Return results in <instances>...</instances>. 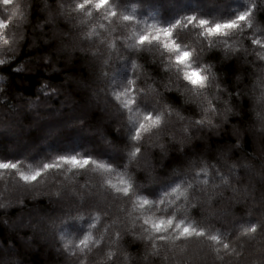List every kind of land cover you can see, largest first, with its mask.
<instances>
[{
  "label": "snow or ice",
  "instance_id": "1",
  "mask_svg": "<svg viewBox=\"0 0 264 264\" xmlns=\"http://www.w3.org/2000/svg\"><path fill=\"white\" fill-rule=\"evenodd\" d=\"M152 3L176 8L179 0H57L53 4L24 0L18 12L0 19V30H4L0 32V104L7 108L11 122L25 113L26 106L35 114L30 127L42 132L38 142L25 143L16 154H10L11 149L0 152V181L5 189L11 181L31 192L51 177L49 192L34 194L54 197L61 204V215L41 216L28 226L48 229L65 264H120L121 259L124 264H153L156 259L164 264H202V257L189 251L193 244L206 248L220 264H264V243L259 249L255 243L264 241V171L258 173L251 163L231 162L242 146V129L233 125L230 146L212 157L205 151H189L186 145L192 137L187 125L179 136L166 135L173 117L185 120L179 103L168 99L177 92L183 104H194L201 113V119L189 120V125L210 132L218 130L217 118L226 124L239 121L243 109L237 101L247 97L245 103L250 101L253 108L251 130L261 137L264 150V0H227L226 4L225 0H195L175 14L163 15L162 24H148L126 14L130 6L150 8ZM0 5L7 11L13 0H0ZM33 7L41 13L33 26L39 31L26 40L23 25ZM147 14L156 19L151 11ZM60 20L67 21L64 27L70 25L73 36L57 30ZM10 29L14 31L6 35ZM79 42L89 44L81 51L88 52L94 80L76 79L64 65L56 67L61 63L58 53H65L66 60ZM23 43L36 56L17 63L16 52ZM217 50L222 53L219 68L210 62ZM148 57L152 63L159 62L166 81L149 74ZM227 60L254 63L248 73L250 87H241L239 74L234 88L225 87L222 66ZM48 71L54 76L46 77ZM62 71L63 80L56 87L52 81ZM33 72L39 76L35 99L21 97L19 107L8 103L11 90L15 88L19 95L26 74ZM177 82L184 87L179 88ZM89 91L86 103L74 102V96ZM101 93L107 99L106 126L95 112ZM60 96L64 97L62 107L49 110L53 119L41 124V110H48V102ZM94 119L98 122L93 123ZM0 125L11 126L2 118ZM70 135H86L93 142L48 150L50 140ZM41 148L42 158L31 154ZM149 149H159L157 162ZM169 156L176 162L161 177L157 169L165 167ZM89 172L94 179H89ZM241 172L247 184L241 182ZM254 177L259 178V192ZM225 191L232 193L231 204L238 206L235 211L211 209ZM10 203L5 199L0 209ZM205 208L210 209L207 218H196L203 216ZM73 225L79 227L70 232ZM0 227L11 233L7 238L0 235V264H24L17 226L2 220ZM132 241L142 242L144 249L135 258L123 246L138 247ZM33 246L31 238L23 240L24 248Z\"/></svg>",
  "mask_w": 264,
  "mask_h": 264
},
{
  "label": "trees",
  "instance_id": "2",
  "mask_svg": "<svg viewBox=\"0 0 264 264\" xmlns=\"http://www.w3.org/2000/svg\"><path fill=\"white\" fill-rule=\"evenodd\" d=\"M194 2L195 0H179V4L177 5L176 8H171V7H165V8H160L156 3H152L151 7L149 8L148 6H145L141 8L140 6L136 7H129L128 11L126 14L134 15L137 17V19L141 21H147L148 24L152 23H161L163 21V15L166 14H175L176 12L180 11L181 8L189 7L191 5L190 2ZM24 0H13V5L7 6V11H5V6L0 5V19L6 18L8 15H11L13 11H19L18 6L22 5ZM34 2V0H33ZM57 2V0H48L49 4H53ZM119 2V0H117ZM184 2H188L184 4ZM227 3V0H225V4ZM193 5V4H192ZM151 11L152 15L156 17L155 20L151 18L147 13ZM143 13V14H139ZM41 18V13L39 8L33 7L32 9L27 11V20L23 25L24 32H25V37L26 40H30L33 36V33L38 32L39 30L35 29L33 26L38 22V19ZM17 17L13 18L12 23L15 24ZM258 20L261 19V16L258 14L257 17ZM67 24V21L65 20H60L56 24V28L58 31L61 32H67L69 36H73V32L69 31L70 25L65 28L64 25ZM143 26V25H141ZM4 30H0V32H3ZM12 31L14 29H10L6 35H11ZM51 35V33H49ZM44 39H48V37H44ZM39 42V41H38ZM49 43L51 44L52 41L49 40ZM81 48L83 49H88L89 44L87 42H80V46L74 50L71 51L70 55L67 57L65 60V53H58V57L61 60V63H57L56 67L57 68H62V65H64L69 73L73 75L74 78L76 79H85V78H91L95 79L94 71L93 68L90 66L91 61L88 55L87 51H81ZM54 52L56 51L55 48L52 49ZM45 54H47V50H45ZM126 55V54H125ZM222 53L217 50L216 55L211 57L210 62L214 63L217 65V67H221L219 61ZM36 56V52L33 50L32 47H29L27 43L21 44L19 49L16 52V60L17 63L20 62H25L30 58H33ZM149 63L146 65V68L149 72V74L154 77L157 81L162 79L164 76L167 74L164 72L163 68L159 65V62L157 61L156 63H152V57H148ZM250 61H254V57H249ZM140 63H144L143 60L139 61ZM15 67V65H13ZM254 63H243L242 61L240 63H233L230 60L224 61L223 62V71L225 73V80L226 84L229 89H232L236 85V74L241 75L243 78L242 81L240 82L241 87H250V80L252 77L248 75V73H251L253 70ZM105 71H108V68L104 69ZM247 70V72L245 71ZM235 73V74H234ZM46 77H53L54 74L51 71H48L44 74ZM63 80V71L61 72L60 76L58 78H55L52 82L53 85L56 87H59L60 83ZM39 76L33 72V73H27L26 78L24 81V88L20 90L19 95H15L16 89L13 88L11 90V93L9 94L8 97V103L17 105L18 102L21 103V97L24 98H30V99H35V94L38 93L39 91ZM19 83V80L17 79L16 81ZM93 87L96 88H103V84H94ZM81 95L87 99L88 96L90 95L89 92H81ZM80 96H74L73 99L80 100ZM174 96H176V101H171V103H179L183 104V98L180 95V93H175ZM64 97L61 96V99H58V102H54V104H61V101H63ZM248 99L247 97H241L237 102L241 105L243 111L241 112V115L244 117L245 121L251 122L252 120L249 118L252 115V104L249 101L247 104L245 103V100ZM107 103L106 97L103 95V93L100 94V107L95 109L96 115L100 118L99 122L104 124L105 126L107 125V120L102 116V112L104 113V105ZM187 106V105H186ZM6 111V112H4ZM8 114V111L6 110V107L3 104H0V116L4 114ZM49 113V109L46 110H41L40 116L43 114ZM105 114V113H104ZM25 115L28 116V118H25ZM18 119H20V122L22 125L21 127H29L24 124V122H28L29 118L31 117V113L26 111L23 114H18ZM95 119L93 120V123H97ZM233 125L236 124V121H232ZM28 133L26 137L24 138V144L29 143L33 141L38 142V138L42 135V132L39 131V129H33L32 131L27 130ZM75 135H70V136H61L58 138H55L52 142L49 144L53 145L56 150L66 148L68 144H70V147L72 143L75 141L78 144L75 146H79L81 144H89L93 142L89 136L86 135H81L74 137ZM74 139V140H73ZM261 142V137L259 136H252V135H246L244 137L242 146L239 150L236 151L237 156H239V160H236L235 158L231 159V162H246V163H251L248 157L250 156L249 154H253L255 152V148L257 143ZM8 143H5L0 140V152H4L6 149H9ZM23 144V145H24ZM69 147V146H67ZM21 150V149H20ZM18 150L12 151L13 153L10 154H16ZM150 153L153 155V162H157L159 159V149H149ZM241 153H243L241 155ZM32 155H36L39 158H42L45 153L43 152L42 148L39 152H33L31 153ZM171 155V154H170ZM170 158V156H169ZM26 164H33L32 161H25ZM165 167L163 168H158V174L163 177L167 171L168 167L172 165H168L167 161L164 162ZM35 166V164H33ZM135 168V165L132 166ZM139 174V173H137ZM88 177L90 180L94 179L92 176V173H88ZM51 180V177H49V181ZM49 181H45L43 185L37 186L36 189H33L31 192L28 190L21 192L20 197L21 200L20 202L22 203L19 205L17 202L10 204V206L7 209H0V221L2 220H7L10 225L16 224V222L21 219V218H27L29 217L26 214H30L31 212H37V214H40L39 216H46V217H56L61 215L59 209L61 208V204L54 202L55 198L51 197L50 195H34V192L39 191L42 193H47L52 187V184ZM81 183L84 182L83 178H80ZM241 182L244 184H247L248 178L243 175L241 172ZM254 182V181H253ZM0 185H4V182L0 181ZM12 186V188L10 187ZM7 187L12 190L8 194L10 196L13 195V192L15 194V190L18 189L19 187L14 185L11 181L8 182ZM22 188V187H21ZM17 197V194H15ZM232 196V193L230 191H225L224 195L222 198H216L211 205V209L216 210L217 212L220 211H227L231 209L232 211H235L236 205H232L230 201V197ZM12 202V201H11ZM210 209L205 208L203 210V216L197 214L198 219L200 218H207V213ZM115 211V209H113ZM238 214V213H237ZM87 213H85V216ZM39 217V218H40ZM219 226V225H217ZM79 225H73L72 227L69 228V231H74L76 228H78ZM0 235H2L4 238H7L11 233L5 232L2 227H0ZM16 235V240L17 244L20 245V259L24 262V264H65V256L61 254L59 251V244L56 243L53 239L52 236H50L51 240H49L48 236L50 235L49 232L43 231L42 238H35L31 234L30 231H20L19 229L16 228L15 231ZM31 238L34 242V246L31 248H24L23 247V240ZM130 239V237H125V240ZM123 243V242H122ZM256 247L259 249V246L261 243H264V241H257ZM132 245H138V247H133L128 244H124L123 246L126 248V250L130 253V255L135 258L143 254V244L140 241H132ZM193 244L191 247H194ZM190 247L189 251L193 249ZM202 249L196 250L195 252L199 254L200 257H202V264H220L219 261H216L213 259V256L208 252L206 248H203L202 246L199 245ZM191 253V252H190ZM192 254V253H191ZM120 264H124L123 260L121 259ZM128 264H131V261L128 262ZM153 264H164L163 261L156 259L153 261Z\"/></svg>",
  "mask_w": 264,
  "mask_h": 264
},
{
  "label": "clouds",
  "instance_id": "3",
  "mask_svg": "<svg viewBox=\"0 0 264 264\" xmlns=\"http://www.w3.org/2000/svg\"><path fill=\"white\" fill-rule=\"evenodd\" d=\"M164 81L167 80V75L162 78ZM161 80V79H160ZM177 86L179 88H183L184 84L182 82H177ZM225 87L227 88V84H225ZM163 92L164 90L161 89ZM175 91V88L172 90ZM171 101H176V96L171 95L168 97ZM74 102L76 103H86L87 99H85L82 95L80 100L74 99ZM182 115L185 117V120L180 121L177 120L175 117L169 122L168 128L166 130L167 136H179L184 129V127L188 126V131L191 134V142L186 145L188 147L190 152H199V151H205L206 154L210 157L215 156L216 153L220 150L225 149L226 147L230 146V141L233 138L232 137V127L233 122L225 123L221 121L219 118H217L218 122V130L215 131H209L206 128H199L195 124L189 125V120H199L201 119V113L199 109L196 108V106L193 105H185V104H179ZM253 123V120L251 122L245 121L244 117L240 114V120L236 121V125L239 126L242 129V134L240 136V144L242 145L243 139L246 135H252V136H258L255 131L251 130V125ZM197 145H201L202 147L198 148ZM243 153H241L242 155ZM235 158L236 160H239V156H237L236 152L234 155L231 156V159ZM251 164L255 167L256 171L259 173L261 171H264V150L261 149L260 143H257L255 152L248 157ZM176 161L172 159L171 157L167 160V164L171 165L175 163ZM253 181L257 184V190L258 192L261 190V185L259 183V178L254 177Z\"/></svg>",
  "mask_w": 264,
  "mask_h": 264
},
{
  "label": "rangeland",
  "instance_id": "4",
  "mask_svg": "<svg viewBox=\"0 0 264 264\" xmlns=\"http://www.w3.org/2000/svg\"><path fill=\"white\" fill-rule=\"evenodd\" d=\"M186 3H188V2H184V4H186ZM192 4H195V3L192 1V2H190L189 5H192ZM72 34H74V33H72ZM58 99L60 100L61 96L60 97H53L52 100H50L48 102V109L49 110L54 109V108H61L62 107L61 104H54V102H58ZM19 106H20V103L18 102L17 107H19ZM6 110H7V108H6ZM26 111H28V110H27V108L25 106V112ZM4 112H6V111H4ZM29 113H31V112H29ZM102 116L106 119L105 114L103 112H102ZM18 117L19 116H17V119H16L15 122H11V121H8V114L5 113L4 115L0 116V118H2L4 121H7L11 125L8 128H5V127H3V125H0V133H5V135L0 136V140L5 142V143H8L7 145L9 147V149H11L12 151H15V150L20 151V149L23 150L24 138L28 134V133H26L28 128H29L30 131H32L33 129H37V128H31L30 127V121L33 118H35V114L34 113H31V117L29 118L28 122H24V124L26 126H29V127H24V126L21 127L22 125L19 126V124H21V122H20V119H18ZM39 119H40L41 124H46L48 122H51L53 117H51L49 115V113H47V114L45 113V114L41 115L39 117ZM39 131H40V129H39ZM77 136L78 135H75L74 137H77ZM79 136H81V135H79ZM54 139L50 140L49 143L52 142ZM49 143H48V150L49 151H54L56 148L53 147V145H51ZM77 144H78V140H77V142L74 141L71 146L75 147ZM67 146L70 147V144H68ZM67 146H65V147H67ZM42 150L44 152L43 148H42ZM12 151H11V153H13ZM10 187L12 188V186H10ZM25 190L26 189L19 187L18 189L15 190V194H17V197L15 196L14 192H13V195L10 196L8 193L11 192L12 190H10L9 187H7L5 189L4 185H0V202H3L5 199H7V200L12 201L10 204H12L14 202L15 203L17 202L19 205H21L22 203L18 202V200L19 201L21 200L20 194H21V192H24ZM34 195L37 196L36 194H34ZM26 215L29 217V219L21 218V219H19L16 222V224H14V225L17 226L16 227L17 229H19L20 231H30L31 234L33 236H35V238H42V236H44L43 235V231L49 232L48 229L44 225H41L38 230H34L32 227L28 226L30 223L35 224L36 221L39 219V217H40L39 215L40 214H37V212H31L30 214H26ZM50 236H51V234L48 236L49 240H51ZM44 237L47 238L46 235ZM191 248L193 249V252H192V250H190V252L193 255H197L198 254V253L195 252L196 250L202 249L201 247H199V245H194V247H191Z\"/></svg>",
  "mask_w": 264,
  "mask_h": 264
}]
</instances>
